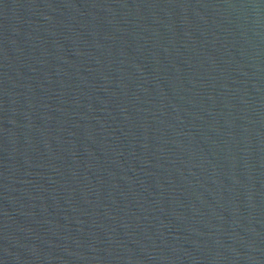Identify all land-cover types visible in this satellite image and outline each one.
Segmentation results:
<instances>
[{
  "label": "water",
  "instance_id": "water-1",
  "mask_svg": "<svg viewBox=\"0 0 264 264\" xmlns=\"http://www.w3.org/2000/svg\"><path fill=\"white\" fill-rule=\"evenodd\" d=\"M0 264H264V0H0Z\"/></svg>",
  "mask_w": 264,
  "mask_h": 264
}]
</instances>
